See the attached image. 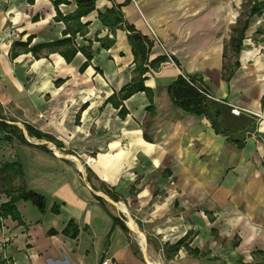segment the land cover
Listing matches in <instances>:
<instances>
[{
    "label": "crops",
    "instance_id": "1",
    "mask_svg": "<svg viewBox=\"0 0 264 264\" xmlns=\"http://www.w3.org/2000/svg\"><path fill=\"white\" fill-rule=\"evenodd\" d=\"M53 1L0 0V123L29 124L86 161L82 169L27 130L32 144L8 140L0 125V166L15 164L0 173V204L13 186L45 198L44 210L15 203L21 223L0 218V264H264V13L250 18L237 55L232 27L251 3L245 10L239 0H96L81 19L87 30L73 34L61 14L74 12L75 0ZM110 8L151 42L143 74L151 97H120L139 62L132 33L100 20ZM81 47L92 52L88 62ZM184 75L223 101L212 100L210 111L224 109L228 134L174 100L169 88ZM229 104L248 112L234 115Z\"/></svg>",
    "mask_w": 264,
    "mask_h": 264
},
{
    "label": "trees",
    "instance_id": "2",
    "mask_svg": "<svg viewBox=\"0 0 264 264\" xmlns=\"http://www.w3.org/2000/svg\"><path fill=\"white\" fill-rule=\"evenodd\" d=\"M56 6H59L62 3H69V0H54L53 1ZM76 2V9L74 12L69 13L67 15L61 14V17L67 24L68 31H71L73 34H76L77 32H85L87 30V27L89 25V22H83L81 19L83 16L88 15L92 11L96 9V0H75ZM264 13V0H252L251 7L247 13V18L245 19H239L232 27V37L230 40V44L232 46L233 51L235 54H239L242 49V41L244 39V34L247 28L249 27L250 18L254 15L261 16ZM99 18L103 22L104 25L110 27L112 30H114L116 27H125L129 33H132L129 36L130 44L132 46L135 60L139 62V68L138 71L140 74L138 77H135L128 85H126L120 92V97L122 100L130 97L136 92L139 91H145L148 96L151 97L152 91L150 88H148L145 85V77L143 74L148 70L145 63L148 61V55L150 50V44L151 42L142 34L139 32H135L134 27L124 24V18L121 15V12L117 10L116 8H110L105 12H99ZM261 31V29H258L257 32ZM70 44L71 39L67 38L64 40H61L58 42V44ZM102 45L109 48L113 44V40H110L108 42H105V40H102ZM81 51H83L87 56V62L92 58V52L86 49L85 47L80 48ZM78 51L76 47L73 48V50L65 54L66 59L69 61L71 60L72 56ZM168 60V57H164L158 62L157 66L161 65L163 61ZM87 62L85 63V66L87 65ZM152 63H150V66ZM239 62L236 61V65H238ZM156 66V65H155ZM158 66V67H159ZM155 67V68H158ZM197 81L195 79L190 78V82L186 79V77L180 76L178 80L169 88V91L172 92V95L175 97V101L181 102L182 106L186 107L187 110L193 111L196 114H208L212 120V124L216 127L218 131H223L226 134H228V128L225 127L223 129L220 128L222 125V118L221 116L224 113V109L218 105V108L214 107L213 111H210L212 100L206 98L199 90ZM210 102H209V101ZM123 109V108H122ZM229 110L231 112V107L229 106ZM2 129L6 132L5 138L10 140L12 138L11 134H15L16 136L21 137V139L27 143L32 144L26 139V135L22 128H20L18 125L15 124H9L6 122L1 121L0 123ZM24 127L28 131L29 135L36 136L39 139H44L51 142L52 137L40 132L39 130L35 129L29 124H24ZM233 142L238 147L244 146V139H233ZM38 146L45 150H50L48 147L44 144H38ZM15 164H4L0 166V173H4L9 170L10 167H14ZM20 174V170L18 171ZM22 174V173H21ZM5 184V183H4ZM3 189L1 183H0V191ZM10 195V200L0 204V218H7L11 217L13 220H17L19 223L22 222L20 212L18 211V208L16 207L15 203L19 200H30L34 204L37 205V207L40 210H44L45 208V198L31 190H27L24 186H19L17 188L11 187L9 190L6 191ZM111 198H113L115 201H117V197L110 195ZM54 211L57 212L58 208L54 207ZM115 224L122 225L125 229H128L124 222L120 221L119 218L114 217ZM73 223H69L68 227L64 230L66 233L69 231V227ZM55 231H52L54 233ZM183 243V239H180L177 243L173 245H169L168 249H166L167 255L172 256L169 254V251L176 252L180 245ZM235 264H258V263H245L242 260L238 261Z\"/></svg>",
    "mask_w": 264,
    "mask_h": 264
},
{
    "label": "rangeland",
    "instance_id": "3",
    "mask_svg": "<svg viewBox=\"0 0 264 264\" xmlns=\"http://www.w3.org/2000/svg\"><path fill=\"white\" fill-rule=\"evenodd\" d=\"M252 2V0H239V4H243V7H244V9L246 10L247 9V5H249V3H251ZM247 13V12H246ZM244 14H245V12H244ZM53 145H49V146H51V147H54V143H52ZM55 149L56 150H58V151H60V152H62L63 154H65V156L67 155L68 157H70L72 160H74L76 163H78V165H82L81 166V168L82 169H84L83 168V165H84V163H85V161H86V159H83V158H81L80 156H79V152H77V153H75L73 150H70V149H67V150H64V151H61L60 150V147H56L55 146ZM61 153V154H62ZM82 156V155H81ZM76 157H77V159H76ZM107 195V194H106ZM108 196V195H107ZM109 197V196H108ZM111 198V197H110ZM113 201L114 202H117V204L119 205H116L115 203H112V202H110L108 199H106V202L110 205V207H112L115 211H117V212H120L121 211V206H123V207H125L124 205H122V202L121 201H115L114 199H113ZM121 203V204H120ZM118 209H120V210H118ZM120 214L121 215H123V217H125V215H127V216H129L128 217V219H127V223H129V221L131 220V218H130V215H129V213H128V211L126 212V210H125V214H123V212H120ZM126 218V217H125ZM129 218H130V220H129ZM133 220V219H132ZM134 221V220H133ZM136 224V223H135ZM130 225V224H129ZM136 226H137V224H136ZM131 227V226H130ZM137 229L140 231V233L142 234V237H143V239H144V233L140 230V228L137 226ZM138 235H139V233H138Z\"/></svg>",
    "mask_w": 264,
    "mask_h": 264
},
{
    "label": "built area",
    "instance_id": "4",
    "mask_svg": "<svg viewBox=\"0 0 264 264\" xmlns=\"http://www.w3.org/2000/svg\"><path fill=\"white\" fill-rule=\"evenodd\" d=\"M12 34H13L14 37L19 38V34H18V33L13 32ZM167 57H168L169 59H172L170 55H168ZM172 63L175 65V62H174L173 60H172ZM147 66H148L149 70H150L151 72H153V73H155L156 71H158L157 68H153V67H151L150 65H147ZM184 77H186V79L190 82V78H189L188 76H185V75H184ZM198 90H199V91H200V92H201L206 98H208V99H210V100H215V101L223 102L221 99H218V98L215 97L212 93H210L209 91H207L206 89H204V88H202V87H198ZM229 105H230V107H231V113L234 114V115L239 116V115H241V114H243V113H245V112H248V110H246V109H244V108H241V107H239V106H237V105H233V104H229ZM20 127H21V125H20ZM38 142L40 143L41 141H38ZM48 144H49V145H53L51 142H48ZM52 149L54 150V152H55L56 154H59L58 150L55 149V145H54V147H52ZM4 259H5V260H8L9 258H8L7 256H5Z\"/></svg>",
    "mask_w": 264,
    "mask_h": 264
},
{
    "label": "water",
    "instance_id": "5",
    "mask_svg": "<svg viewBox=\"0 0 264 264\" xmlns=\"http://www.w3.org/2000/svg\"><path fill=\"white\" fill-rule=\"evenodd\" d=\"M20 125H21V128L24 130L25 135L27 136L26 128L24 127L23 124H20ZM48 142H49V141H48ZM103 196H104L105 199H108L110 202L115 203V204L117 205V202H114L112 198L108 197L107 195H103ZM127 225H128V227H129L130 229H133L132 227H130L129 223H128ZM133 230H135V229H133ZM135 231H137V230H135ZM137 232H138V231H137Z\"/></svg>",
    "mask_w": 264,
    "mask_h": 264
},
{
    "label": "bare ground",
    "instance_id": "6",
    "mask_svg": "<svg viewBox=\"0 0 264 264\" xmlns=\"http://www.w3.org/2000/svg\"><path fill=\"white\" fill-rule=\"evenodd\" d=\"M118 205V204H117ZM119 206V205H118ZM121 208L122 209H126L125 207H123V206H121ZM129 217V216H128ZM129 224H130V226L133 228V229H135V230H137L138 231V233L142 236V234L140 233V231L137 229V226H136V224H135V222L131 219L130 221H129ZM143 238V237H142ZM141 241V240H140ZM146 247V246H145Z\"/></svg>",
    "mask_w": 264,
    "mask_h": 264
}]
</instances>
